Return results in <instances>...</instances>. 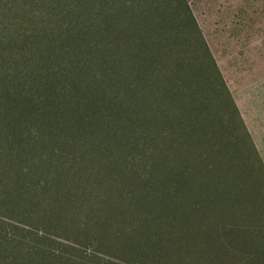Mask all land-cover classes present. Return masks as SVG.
I'll return each mask as SVG.
<instances>
[{
    "label": "rangeland",
    "instance_id": "obj_1",
    "mask_svg": "<svg viewBox=\"0 0 264 264\" xmlns=\"http://www.w3.org/2000/svg\"><path fill=\"white\" fill-rule=\"evenodd\" d=\"M128 3L138 11L128 8L124 35L112 41L125 54V81L140 90L135 102L157 155H147L152 143L136 125L103 154L93 131L72 128L82 109L118 119L109 107L115 89L59 117V128L34 120L29 104L9 114L0 123V264H264V0ZM38 11L36 19L15 9L3 17L2 68H23L40 45L52 23L47 6ZM51 130L63 140L36 142ZM22 132L30 144L4 155ZM100 181L103 193L94 189Z\"/></svg>",
    "mask_w": 264,
    "mask_h": 264
},
{
    "label": "trees",
    "instance_id": "obj_2",
    "mask_svg": "<svg viewBox=\"0 0 264 264\" xmlns=\"http://www.w3.org/2000/svg\"><path fill=\"white\" fill-rule=\"evenodd\" d=\"M54 1L56 5H53ZM28 5L44 7L34 9ZM46 6L49 22L52 24L43 28L42 39L38 40L41 42L39 47L31 48L25 55L28 59L24 61L23 68L20 69L15 62L9 63L11 61H4L3 68L0 66V84L3 86L0 97L5 96L6 106H9L8 109L0 110V123L9 114L29 104L35 109L34 120L49 122L59 128L58 125L62 123L59 117L65 120V116L71 112L87 105L97 106L100 99L97 95L115 89L118 93L109 107H118V119H114L109 112H103L101 118L96 119L94 114L88 115L82 109L81 114L71 119L75 122V126L71 125L72 128H89L93 131L88 135L89 140L92 139L91 143L97 145V154H103L111 149L109 144L116 136L124 138L126 130H131L136 125L142 141L149 142L147 146L152 143V146H145L143 149L149 157H156L159 145L149 135V129L141 124L148 121L147 115L139 103L136 105L135 102L140 99V90L138 91V87H130L125 81V54L123 48L112 41L114 32L120 30L121 35H124L128 8L131 6L134 11H138L139 4L129 5L128 0H0V26L5 24L3 17L9 11L15 9L36 19L42 15L38 10L46 9ZM63 17L71 20H61ZM52 18H56L55 22H52ZM120 44H123V39ZM14 82H17L16 86L11 85ZM46 105L50 107L49 112L45 110ZM18 115L19 119L22 118ZM118 121H121L120 127L116 130L114 126ZM22 134H18L19 138L10 149L4 150V155L12 157L15 152L26 149L30 143ZM56 136L57 140H63L61 132L56 135L53 130L43 133L39 131L36 142H44L46 138ZM88 136L84 134L80 140L88 144ZM75 138L78 139L79 135ZM90 154L87 149L83 151L79 159L81 168L88 167ZM84 183L92 184V176L87 175ZM106 188L101 181L94 184L95 190L101 189L98 193L105 192Z\"/></svg>",
    "mask_w": 264,
    "mask_h": 264
},
{
    "label": "crops",
    "instance_id": "obj_3",
    "mask_svg": "<svg viewBox=\"0 0 264 264\" xmlns=\"http://www.w3.org/2000/svg\"><path fill=\"white\" fill-rule=\"evenodd\" d=\"M190 8H191L192 12L194 13V15L197 16L196 8H195V5L192 3V1H190Z\"/></svg>",
    "mask_w": 264,
    "mask_h": 264
}]
</instances>
